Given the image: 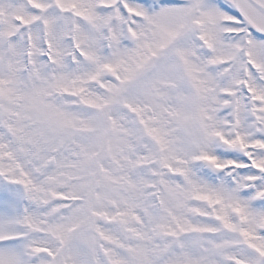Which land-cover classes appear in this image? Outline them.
I'll use <instances>...</instances> for the list:
<instances>
[{
  "label": "snow or ice",
  "instance_id": "obj_1",
  "mask_svg": "<svg viewBox=\"0 0 264 264\" xmlns=\"http://www.w3.org/2000/svg\"><path fill=\"white\" fill-rule=\"evenodd\" d=\"M0 264H264V0H0Z\"/></svg>",
  "mask_w": 264,
  "mask_h": 264
}]
</instances>
